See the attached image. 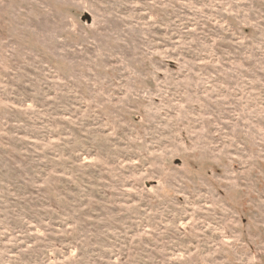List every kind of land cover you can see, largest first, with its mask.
Wrapping results in <instances>:
<instances>
[{"label": "rangeland", "instance_id": "rangeland-1", "mask_svg": "<svg viewBox=\"0 0 264 264\" xmlns=\"http://www.w3.org/2000/svg\"><path fill=\"white\" fill-rule=\"evenodd\" d=\"M0 264H264V0H0Z\"/></svg>", "mask_w": 264, "mask_h": 264}]
</instances>
